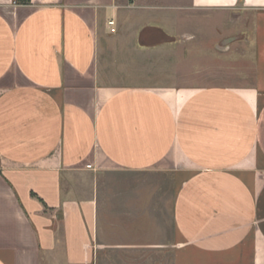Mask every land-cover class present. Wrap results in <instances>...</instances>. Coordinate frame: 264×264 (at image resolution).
Masks as SVG:
<instances>
[{
  "label": "crops",
  "instance_id": "obj_1",
  "mask_svg": "<svg viewBox=\"0 0 264 264\" xmlns=\"http://www.w3.org/2000/svg\"><path fill=\"white\" fill-rule=\"evenodd\" d=\"M42 253L264 264V0H0V264Z\"/></svg>",
  "mask_w": 264,
  "mask_h": 264
},
{
  "label": "rangeland",
  "instance_id": "obj_2",
  "mask_svg": "<svg viewBox=\"0 0 264 264\" xmlns=\"http://www.w3.org/2000/svg\"><path fill=\"white\" fill-rule=\"evenodd\" d=\"M60 256L57 254H46V253H42L40 255V260L38 264H69L63 261H59L58 258ZM119 258L121 257L123 260H107L104 258ZM148 256L145 255H137V254H132V255H102L100 256V260L96 261V262H92L91 264H170L168 261L166 260H161L159 262H151V261H147L145 260V258H147ZM125 258H127V260H124Z\"/></svg>",
  "mask_w": 264,
  "mask_h": 264
},
{
  "label": "built area",
  "instance_id": "obj_3",
  "mask_svg": "<svg viewBox=\"0 0 264 264\" xmlns=\"http://www.w3.org/2000/svg\"><path fill=\"white\" fill-rule=\"evenodd\" d=\"M114 22L112 21V20H110L109 22H108V24H110V25H112ZM112 31H114V28H112L111 29ZM87 167H90V166H87Z\"/></svg>",
  "mask_w": 264,
  "mask_h": 264
}]
</instances>
